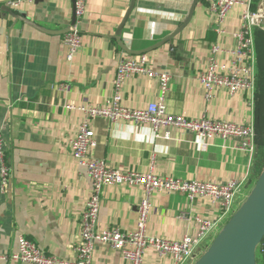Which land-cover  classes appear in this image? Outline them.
Masks as SVG:
<instances>
[{"label":"crops","instance_id":"0c3cea01","mask_svg":"<svg viewBox=\"0 0 264 264\" xmlns=\"http://www.w3.org/2000/svg\"><path fill=\"white\" fill-rule=\"evenodd\" d=\"M131 1L88 0L80 22L83 45L72 62L66 59L64 37L75 24L73 0L26 2L14 10V15H0V134L11 169L4 190L0 179V264H19L1 260V256L17 251L19 236L49 255L76 259L92 180L70 148L84 114L68 111L65 105L102 106L113 94L121 61L138 60L146 54L156 72L170 73L166 106L172 115L255 123L253 92L231 95L219 88L207 99L199 80L213 45L228 51L220 57L222 64L234 59L231 51L241 27L240 5L219 24L225 33L218 34L217 18L204 0H135L118 36ZM192 11L190 22L179 31ZM158 95L156 79L131 76L122 90V105L143 110ZM91 127L98 142L96 157L121 171H153L184 181L227 183L245 179L237 198L256 178L253 157L250 160L233 138L203 141L178 128L156 132L150 124L124 120L93 119ZM144 195L143 188L136 185L104 188L98 230L132 231ZM151 202L148 235L158 238L195 236L200 226L195 218L216 221L219 217L209 200L189 202L180 193H154ZM216 229L192 261L208 246ZM144 259L145 264H174L170 257L160 256L153 249L146 250ZM191 260L187 264H192ZM93 261L130 264L102 243L96 244Z\"/></svg>","mask_w":264,"mask_h":264},{"label":"built area","instance_id":"2783aa9c","mask_svg":"<svg viewBox=\"0 0 264 264\" xmlns=\"http://www.w3.org/2000/svg\"><path fill=\"white\" fill-rule=\"evenodd\" d=\"M37 1L39 0H0V7L6 6L16 10L23 3ZM204 1L217 18L218 34L225 33L219 24L224 21L233 7L236 5L242 7L241 27L235 34L236 44L231 51L234 59L229 64H222L220 57L228 51L213 45L208 64L199 76L206 91V98L210 99L214 90L219 88L227 89L231 95L240 91H251L255 95L257 56L254 30L255 28L264 30V0L255 9L254 0ZM87 2L88 0L75 1V24L64 37V45L67 48L66 59L69 62L74 60L83 45L80 22L85 17ZM136 75L156 79L159 84L157 100L143 110H132L122 105V90L126 80ZM170 82V73L156 72L150 65L148 55L142 54L138 60L120 62L113 82V94L102 106L65 105L68 111L78 110L84 114L76 136L70 141V148L78 165L86 170L92 180V191L82 216L81 242L76 248V259L70 261L49 255L39 249L33 241L25 236H19L17 251L1 256L2 261L19 264H95L93 252L97 243L110 246L130 264H145L144 256L148 249H153L160 256L170 257L174 264H187L195 256L208 236L232 214L235 200L245 179L230 180L227 183L184 181L173 177H162L153 171L147 174L121 171L95 155L98 142L91 127V121L107 119L111 122L124 120L135 124H150L156 132L162 128L174 127L194 134L203 141L214 138L225 141L233 138L240 143L239 148L247 152L250 160L252 159L256 150L255 123L235 124L213 121L206 117L192 119L172 115L166 106ZM254 101L252 99V106ZM5 151V140L0 134V179L3 190L9 185L11 179V169ZM122 185L141 186L145 193L139 205V217L135 227L132 231H122L120 228L99 231L98 219L103 190L106 187ZM154 193H180L189 202L207 199L212 207L218 209L219 217L216 221L195 218L200 225L195 236L186 235L180 240L150 236L148 220L152 207L151 197ZM182 217L187 218L185 214Z\"/></svg>","mask_w":264,"mask_h":264},{"label":"water","instance_id":"95a60500","mask_svg":"<svg viewBox=\"0 0 264 264\" xmlns=\"http://www.w3.org/2000/svg\"><path fill=\"white\" fill-rule=\"evenodd\" d=\"M75 1L73 0V2ZM134 5L135 0H132L117 32L118 36L129 19ZM3 12L14 15V10L6 6L0 7V15ZM192 14L193 11L179 31L190 22ZM74 22L75 18L73 19ZM263 238L264 172L258 179L249 198L195 264H256V249Z\"/></svg>","mask_w":264,"mask_h":264},{"label":"trees","instance_id":"16d2710c","mask_svg":"<svg viewBox=\"0 0 264 264\" xmlns=\"http://www.w3.org/2000/svg\"><path fill=\"white\" fill-rule=\"evenodd\" d=\"M262 1L263 0H254V9L257 8ZM254 38L257 56V73L254 96L256 150L253 155V165L256 171V178L254 181H258L264 172V30L255 28ZM208 247L209 246L204 250H207ZM256 264H264V238L256 249Z\"/></svg>","mask_w":264,"mask_h":264},{"label":"rangeland","instance_id":"374dc122","mask_svg":"<svg viewBox=\"0 0 264 264\" xmlns=\"http://www.w3.org/2000/svg\"><path fill=\"white\" fill-rule=\"evenodd\" d=\"M257 183V180L254 181L251 185L247 186L245 189H244V192H243V196H238V198L236 199V206H234L233 208V212L232 214L224 221L222 222V224L220 226L217 227V232L216 234H214L213 236H211L207 242V245L210 247L213 242L216 240L217 236H219V234L225 229V227L227 226V224L232 220L233 216L237 213V211L243 206V204L246 202V200L249 198V196L251 195L252 191L254 190V187ZM206 250H202L201 252H199L197 254V260H191L194 264L198 261V259L205 253Z\"/></svg>","mask_w":264,"mask_h":264}]
</instances>
